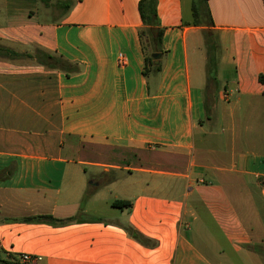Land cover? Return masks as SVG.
Returning <instances> with one entry per match:
<instances>
[{"label": "crops", "instance_id": "obj_1", "mask_svg": "<svg viewBox=\"0 0 264 264\" xmlns=\"http://www.w3.org/2000/svg\"><path fill=\"white\" fill-rule=\"evenodd\" d=\"M194 1L158 0L162 70L145 76L141 0H72L44 25L0 0V46L81 66L0 57V264H264V0H202L213 27ZM45 215L79 221H24Z\"/></svg>", "mask_w": 264, "mask_h": 264}, {"label": "trees", "instance_id": "obj_2", "mask_svg": "<svg viewBox=\"0 0 264 264\" xmlns=\"http://www.w3.org/2000/svg\"><path fill=\"white\" fill-rule=\"evenodd\" d=\"M205 2V0H203ZM203 1L195 0L193 2V25L203 26L207 24V27H213V20L210 18L209 12L207 11V19L204 16L203 11ZM50 3V0H46ZM58 6L65 7V13L70 8V3L66 1H60L57 3ZM158 0H141L139 3V11L141 15V20L143 27L140 30V38L143 45V50L145 53L144 69L143 74L149 76L150 74H157L161 72L162 67L160 64V58L163 53V33L164 30L160 27L158 13H157ZM205 46L207 51V80L208 84L213 85L215 90L218 89L217 73L219 68V61L222 54L221 45L219 42V37L216 32L211 29L204 31ZM158 54L157 57H154ZM0 57L7 59H19V58H30L35 59L40 65L45 66L50 70H59L64 72L68 77L75 75L81 71V66L77 63H73L63 56L52 55L46 53L42 50H37L34 55L22 54L16 52L13 49L0 46ZM12 174V171H7L0 174V181L7 179ZM115 207L119 208H129L131 206L130 202L127 201H115L113 203ZM28 223H43L53 226H65L79 221L77 217H71L67 219H56L52 216H36L24 219ZM94 222H101L100 219H93ZM131 236L141 243H145L141 234L132 229H127ZM258 250V248H255Z\"/></svg>", "mask_w": 264, "mask_h": 264}, {"label": "rangeland", "instance_id": "obj_3", "mask_svg": "<svg viewBox=\"0 0 264 264\" xmlns=\"http://www.w3.org/2000/svg\"><path fill=\"white\" fill-rule=\"evenodd\" d=\"M25 2H22V10L25 11L24 13V22L27 24L32 25H44L50 22H55L57 20H60L62 16L65 13V7L64 6H58V2L60 1H66L68 3H71L72 0H50V3L46 2V0H23ZM186 11L187 14H190V4L189 0H186ZM30 10L34 11V14H30ZM2 10L0 12V29L7 26L8 23H4L2 18ZM20 22V21H19ZM30 48H34V45ZM20 49V48H19ZM30 50V49H28ZM34 50V49H33ZM214 86H209V93L213 94L214 92ZM209 129L212 128L214 125L208 123ZM219 127L213 129L218 134H221L222 130L226 129L225 125H221L220 129ZM224 149L229 150V148L225 147ZM87 178L89 180L91 179L90 173H87Z\"/></svg>", "mask_w": 264, "mask_h": 264}, {"label": "built area", "instance_id": "obj_4", "mask_svg": "<svg viewBox=\"0 0 264 264\" xmlns=\"http://www.w3.org/2000/svg\"><path fill=\"white\" fill-rule=\"evenodd\" d=\"M119 63L121 65L125 64V59L123 56H120ZM225 97L227 96L225 95ZM41 260L42 258L39 256L23 254V255H20L18 264H37Z\"/></svg>", "mask_w": 264, "mask_h": 264}, {"label": "water", "instance_id": "obj_5", "mask_svg": "<svg viewBox=\"0 0 264 264\" xmlns=\"http://www.w3.org/2000/svg\"><path fill=\"white\" fill-rule=\"evenodd\" d=\"M155 56H157V54H155Z\"/></svg>", "mask_w": 264, "mask_h": 264}]
</instances>
